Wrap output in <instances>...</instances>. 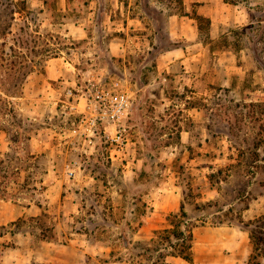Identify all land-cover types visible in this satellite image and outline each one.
<instances>
[{"label":"rangeland","instance_id":"obj_1","mask_svg":"<svg viewBox=\"0 0 264 264\" xmlns=\"http://www.w3.org/2000/svg\"><path fill=\"white\" fill-rule=\"evenodd\" d=\"M230 1L251 7L247 25L213 26L192 8L214 80L194 90L181 87L180 64L159 59L185 43L178 0H0V200L34 206L5 233L31 236L41 255L128 264L186 191L195 261L174 264H248L249 228L216 221L264 214V0ZM99 85L129 90L133 106L90 141L63 102L73 89L82 110Z\"/></svg>","mask_w":264,"mask_h":264},{"label":"crops","instance_id":"obj_2","mask_svg":"<svg viewBox=\"0 0 264 264\" xmlns=\"http://www.w3.org/2000/svg\"><path fill=\"white\" fill-rule=\"evenodd\" d=\"M184 5L186 6L187 12L183 14H174L172 22H174L175 25V35L178 36V41H184L185 43H181L164 51L159 59L161 62H165V65L167 66L164 69L167 70H171L175 64H180L183 70L176 76L179 79L181 87L187 89V87L190 86L194 90H198L199 86H209L211 82L214 83V80L210 79L213 66L208 61V52L205 50V45L200 46V25L197 19L191 14L192 8H196L198 14L209 17L211 25L213 26H231L247 25L250 20L249 9H251V7L230 0H184ZM195 107L193 106V108ZM164 199L165 198L160 200L159 198L155 200L154 203L157 209L160 210L161 207H164ZM177 203L181 206L182 200L180 199ZM38 206L42 209L40 205ZM33 207L34 206H19L11 200L1 199L0 225H8L9 223L16 221L18 218L24 216L29 208ZM165 207L167 210L169 209L167 204ZM65 213L67 212L65 211ZM36 215H38V213H36ZM60 217V214L56 215L55 219ZM12 239L14 240L15 245L10 246L5 244ZM50 242L51 241L46 243ZM84 242L85 243L80 244L79 249H82L81 247H87L83 250L85 252L90 251L88 250L89 246L86 241ZM0 244L2 245V264H34L35 259L36 261H39L37 264H80L79 262H73L63 257L55 258L52 255H48L47 252L42 253L41 255V251L36 248L32 237L26 234L13 235L10 232L3 235L0 234ZM94 247L95 252H98L97 247H99V250L103 249L102 245L96 243ZM179 258L181 257H170L169 260L174 264V261ZM181 259L185 260L183 258Z\"/></svg>","mask_w":264,"mask_h":264},{"label":"trees","instance_id":"obj_3","mask_svg":"<svg viewBox=\"0 0 264 264\" xmlns=\"http://www.w3.org/2000/svg\"><path fill=\"white\" fill-rule=\"evenodd\" d=\"M7 4H12L13 0H5ZM181 4L184 0H178ZM24 3V10L26 11V5ZM198 19H207L209 23L211 20L209 17L202 14H198ZM258 20L264 23V13L258 16ZM200 28H202L200 26ZM23 75L33 70V63L29 61L27 64H23ZM17 69L15 66L13 69ZM20 77V76H19ZM22 78V76H21ZM258 167V166H257ZM264 171V170H263ZM216 174V173H214ZM212 174V175H214ZM185 198L183 199L180 210L174 211L168 214V225L162 229H156L154 234L145 239L138 241V245L141 246L143 251L139 253V260L136 262L129 261L128 264H173L170 257H181L189 262L195 261V227L196 223L193 222L191 216L186 210V198L191 197L192 194L184 191ZM233 203L229 207V211L233 210ZM225 217H221L216 221L217 224H241L249 228L250 238L253 243V252L249 259L248 264H261V258L264 256V214L258 215L248 221H245L241 214L237 216H231L230 213H225ZM17 221H13L12 225H16ZM8 230L7 225H0V234H5ZM125 238L124 243L129 246L130 241L125 234L121 235ZM2 254V246L0 245V264Z\"/></svg>","mask_w":264,"mask_h":264},{"label":"built area","instance_id":"obj_4","mask_svg":"<svg viewBox=\"0 0 264 264\" xmlns=\"http://www.w3.org/2000/svg\"><path fill=\"white\" fill-rule=\"evenodd\" d=\"M67 94L69 99L63 102L64 106L70 108L71 113L79 115V122L76 125L77 127L74 128V132L77 133L75 136L85 135L88 138L90 137L88 139L90 141L100 123L106 127H115L131 111L133 106L132 94L127 89L111 90L104 85L96 86L94 91L86 95V103L82 110L80 109L81 101L76 103L70 99L71 97L75 99L80 95L79 92L69 89ZM82 97H84V94ZM109 137L112 141H121L122 133L118 132V134ZM73 148L77 149L78 146L75 145ZM69 175H75V166L70 167Z\"/></svg>","mask_w":264,"mask_h":264}]
</instances>
